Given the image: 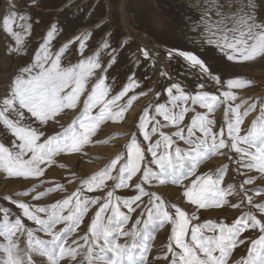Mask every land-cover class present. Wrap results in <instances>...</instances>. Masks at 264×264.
Instances as JSON below:
<instances>
[{
  "label": "rangeland",
  "instance_id": "obj_1",
  "mask_svg": "<svg viewBox=\"0 0 264 264\" xmlns=\"http://www.w3.org/2000/svg\"><path fill=\"white\" fill-rule=\"evenodd\" d=\"M238 2L246 5L253 4L255 9L253 15L258 22L264 21V0H238ZM206 6L205 0H38L37 5H33L32 0H0V111H3L8 106V101L14 98L16 78L22 75L23 68L32 67L35 64V54L47 39V33L53 26L57 31L51 41L52 52L55 53L64 45H68V50L62 57V66H74L79 60L99 53L107 72V82L115 85L117 91L135 73V78L141 84V88L136 91L148 92V95L141 96L133 102L123 120L106 121L101 124L96 133L90 137V142L84 145L81 151L61 152L53 157L51 164L42 165L45 169L44 176L22 178L9 176L0 170V210H9L12 218L22 215L21 210L12 204L9 198L50 208L53 203L67 198L77 190H81L82 195L86 197L100 196L101 203L89 208L79 227L67 222L53 223L47 219V213H39L41 218L46 220L44 227L26 218H23V222L32 230L34 238L44 241L46 247H53L49 243L51 239L49 231H60L61 241L58 243L66 241L70 246H75L72 244L73 241L83 244L84 241L81 238L88 235L92 252L86 253L81 248V255L77 257L78 260L83 258V264H89L90 261L92 264H107L108 260L113 259L114 253L107 250L101 251L98 245L93 246L91 225L96 219V213L101 204L108 199V191H113V203L116 202V197L120 198L121 211L127 213V209L123 207V201L139 194L134 187V184L138 182L139 174L133 177L128 187L114 188L116 181L110 180L103 189L95 192H88L84 182L103 171L116 156H126V146L133 134H137L138 139L142 141V135L137 132V128L143 110L148 107L150 115H154V106L157 103H167L170 99L166 95V88L173 83L179 84L190 95L202 91L197 87L200 83L205 84L203 90L209 91L210 94H219L225 90L218 88L214 81H205L203 76L183 58H168V51L180 50L195 54L205 62L214 75L220 76L225 82L235 78L250 82L247 87L233 90L237 99L232 102V111L228 110L226 103L217 105L212 112H209L206 108L198 104L193 105L189 101L185 105L189 111L180 125L185 132L198 113L204 114L214 121L211 126L212 131L218 133L223 128L226 143H230L227 125L235 122V106L237 104L241 106V113H244L252 104H255L256 108L243 117L241 131L238 134L234 133L243 138L238 143V147L243 149V152L237 153L231 147L222 149L208 160L202 161L195 174L188 173L187 179H184L181 184H173L170 180L164 184L154 181L152 184L145 185V189L159 195L166 205L175 204L185 210L189 216L198 217L197 220L192 221L193 224L203 225L208 221L231 224L249 214H256L259 217L260 213L254 205L264 203V192L257 193L254 189L264 190V180H261L264 174L244 165L253 164L254 157L264 155V136L259 135V128L264 126V119L261 118L264 114V103H261L264 101V57L258 56L252 61L227 60L225 52L217 48L214 43L207 42L203 26L197 27ZM15 13L31 16L30 35L24 37L25 44L22 46L14 45V38L7 31L14 27ZM17 23L22 22L17 21ZM15 30L22 31L20 28ZM78 37L79 40H77ZM103 41H107L111 49L115 51L106 50ZM80 42L85 43L82 54L79 49ZM16 47L20 48L19 52L15 51ZM140 49L148 50L151 58L144 59ZM113 60L115 62L111 63ZM35 71L34 69L33 74ZM162 72L166 75H161ZM97 74H101V70H97ZM95 79V76L91 78V80ZM157 92L160 93L158 99L155 98ZM86 95L87 88L76 109H65L56 118L58 123L50 121L45 126V137L63 134L72 126L73 121L82 116ZM125 100L120 103L123 104ZM179 110V108L175 109L177 112ZM23 111L25 119L22 123L26 126L29 124L35 126L38 123L34 122L35 118L29 119L30 114L26 110ZM96 111L94 110L93 114ZM5 115L10 119H16L15 112L11 109ZM156 119L162 124L168 123L162 116H157ZM161 130L171 135L178 129L169 126ZM197 135L201 134L197 132ZM158 138L157 136L153 139ZM173 139L176 141L173 149L176 146L181 149L188 148L184 141L176 137ZM14 142H18V138L0 118V143L14 151ZM147 143L142 141V146ZM145 155L146 159H151L150 153L146 152ZM71 160H75L74 164L69 163ZM189 167V164L185 162L184 171L188 172ZM201 174L211 175L214 180H222L221 187L228 193L223 206L200 209L183 196L184 187L190 185V181L196 175ZM113 175L116 173L113 172ZM249 176L254 178L255 183L241 188ZM58 185L63 186L64 190L50 192L39 200L32 199L37 193L46 191L48 188H56ZM24 192H28L29 195H20ZM244 192L252 196V205L244 199ZM148 200L149 197L144 196L140 202H137L139 207L134 204L133 207L136 210L129 213L130 219L126 222H121L117 218L109 225V218L113 215L111 208L101 213L99 223L113 229L117 224H122L124 231L129 233L128 236H120L113 231L109 237L113 245L120 243L124 246L132 242L140 245L137 249L126 248V251L132 252V259L124 258L122 264H171V253H168L166 249L172 242L173 225L167 222L163 224L153 222L145 229L146 208L150 206ZM232 205H239V207ZM170 210L174 212V209ZM138 220L140 224L136 223ZM204 231L205 235L214 234L208 230ZM134 232L136 234L132 235ZM262 235L264 233H261L258 228H249L245 231L243 233L245 243L238 244L233 250L228 264H242V262L250 264L257 259L261 246L254 242L258 241ZM188 239H190V233ZM25 240L26 237H20L21 247H24ZM7 242V236L0 235V264L6 262L4 249ZM145 247L148 249L146 253ZM165 256L169 259L166 260ZM34 260L35 264H47L46 258L43 257L35 256ZM62 264L67 262L62 261Z\"/></svg>",
  "mask_w": 264,
  "mask_h": 264
},
{
  "label": "snow or ice",
  "instance_id": "obj_2",
  "mask_svg": "<svg viewBox=\"0 0 264 264\" xmlns=\"http://www.w3.org/2000/svg\"><path fill=\"white\" fill-rule=\"evenodd\" d=\"M32 4L37 5L38 0H32ZM205 4L207 6L202 11L197 27L203 26L209 44L214 43L217 48L225 52L229 61H252L258 56L264 57V21L258 22L253 15L255 10L253 4L246 5L239 3L238 0H225V2L205 0ZM14 16V27L7 31L14 38V45L22 46L25 44L24 37L30 35L31 16L20 13H15ZM17 21L22 23H17ZM15 28H20L22 31H16ZM56 31L55 26L48 31L47 39L35 54V64L21 70L22 75L16 78L14 98L8 101V106L3 111H0V118L18 138V142L13 143L14 151L0 143V170L9 176L22 178L44 176L45 169L42 165L51 164L53 157L61 152L81 151L82 147L90 142V137L96 133L101 124L106 121L123 120L133 102L141 96L148 95V92L136 91L141 88V84L135 78V73L117 91L115 85L107 82V72L99 53L79 60L74 66H62V57L66 54L68 45H64L55 53L52 52L51 41ZM79 39L78 37L77 40ZM103 46L106 50L115 51L111 49L107 41H103ZM79 49L82 54L85 49L84 42L79 43ZM15 51L19 52L20 48L16 47ZM140 53L144 59L151 58L146 49H140ZM167 56L169 59L183 58L203 76L205 81H214L218 88L225 90L219 94H210L209 91L203 90L205 84L200 83L197 87L202 91L190 95L179 84L173 83L166 88V95L170 99L167 103H157L154 106V115H150L148 107L143 110L137 132L142 135V141L148 143L142 146L138 135L133 134L126 146V156H116L103 171L84 182L88 192H95L103 189L110 180L116 181L114 188L128 187L133 177L139 174L138 182L134 184L139 194L123 201V207L127 209V213L121 211L120 198L116 197V202L113 203V191L107 192L108 199L101 204L96 213V219L91 225V236L94 238L92 244L93 246L98 245L101 251L107 250L114 253V258L108 260L107 264H122L124 258L131 260L132 252L126 251V248L137 249L140 245L136 242L124 246L120 243L113 245L109 240L113 231L119 233L120 236H128L129 233L124 231L122 224H117L113 229L99 221L101 213L110 208L113 215L109 218V225L117 218L121 222L129 221V213L136 210L133 205L139 207L137 202L147 196L150 206L146 208L147 220L144 222V228L147 229L153 222L161 224L167 222L173 225L172 242L166 249L168 253H171V264H228L233 250L238 244L245 243V238H243L245 231L249 228H258L261 233H264V203L254 205L260 213L259 217L256 214H249L238 218L231 224L212 221L203 225L193 224L192 221L197 220L198 217L189 216L185 210L175 204L166 205L159 195L146 191L145 185L152 184L154 181L164 184L169 180L173 184H181L184 179H187L188 173L195 174L201 162L208 160L214 153L228 147L237 153L243 152V149L238 147V143L243 138L234 133L238 134L241 131L243 117L255 110V104L248 107L244 113H241L239 104L235 106V122L227 125V136L230 138V143H226L223 128L218 133L212 131L211 126L214 121L204 114L198 113L187 126L186 132L180 125L189 111L185 106L189 101L193 105L198 104L206 108L209 112H212L217 105L226 103L228 110L232 111V102L237 99L233 90L247 87L250 82L239 78L223 81L220 76L212 73L202 59L189 51H168ZM114 62V60L111 61V63ZM34 69L35 74H33ZM97 70H101V74H97ZM161 75H166V73L162 72ZM94 76L96 79L91 80ZM86 88L87 95L83 101L82 116L73 121L72 126L63 134L45 137V126L50 121L58 123L56 118L65 109H76ZM159 96L160 93L157 92L155 98L158 99ZM125 97H127L126 100ZM122 100H125L123 104L120 103ZM176 108L180 110L177 112ZM10 109L15 112L16 119H10L5 115ZM23 110L30 114L29 119L35 118L34 122H38L35 126L31 124L26 126L22 123L25 119ZM94 110H97L95 114H93ZM157 116H162L168 123L162 124L156 119ZM261 118L264 119V114ZM149 125H151L150 128ZM169 126H174L178 130L171 135L161 130ZM197 132L201 135H197ZM259 135L264 136V126L259 128ZM157 136L159 138L154 140L153 138ZM173 137L184 141L188 148L181 149L176 146L173 149L176 143ZM162 144L163 150L161 151ZM146 152L150 153L151 159H146ZM253 159L255 163L244 165V167L255 168L259 173L264 174V155ZM185 162L190 166L188 172L184 171ZM118 164L119 167H117ZM113 172L116 175H113ZM261 180H264V176ZM253 183H255L254 178L249 176L241 188ZM221 184V179L214 180L211 175H196L190 181V185L184 187L183 196L200 209L218 208L223 206L228 195ZM61 190H64L63 186L59 185L56 188H48L34 195L32 199L39 200L50 192ZM254 191L264 192L262 189H254ZM20 195L28 196L29 193L24 192ZM9 199L21 210L22 215L12 218L9 210H0V235L8 238L4 249L5 264H35V256L46 258L47 264H62V261H66L67 264H83V258L78 260L77 257L81 255V248L86 253L92 252L88 235L81 238L84 241L83 244L73 241L72 244L75 246H70L66 241L58 243L61 241L60 231H49L48 234L51 237L49 243L53 247H46L44 241L34 238L32 230L24 225L23 218L44 227L46 220L41 218L39 213H47V219L53 223L67 222L79 227L89 208L101 203L100 196L86 197L82 195L81 190H77L67 198L53 203L50 208ZM244 199L249 205L253 204V198L247 192H244ZM232 206L239 207V205ZM170 209H174V212ZM136 223L140 224V221ZM204 230L214 234L205 235ZM189 233L190 239H188ZM135 234V232L132 233V235ZM20 237H26L24 247H21ZM254 243L261 246L260 255L250 264H264V235ZM147 251L145 247L144 252ZM165 259L169 257L165 256ZM89 264L92 262L90 261Z\"/></svg>",
  "mask_w": 264,
  "mask_h": 264
},
{
  "label": "bare ground",
  "instance_id": "obj_3",
  "mask_svg": "<svg viewBox=\"0 0 264 264\" xmlns=\"http://www.w3.org/2000/svg\"><path fill=\"white\" fill-rule=\"evenodd\" d=\"M74 161H75V160H71V162H69V163H70V164H74ZM88 170H89V169H88ZM18 187H19V186H18ZM18 187H17V188H18ZM17 188H16V189H17Z\"/></svg>",
  "mask_w": 264,
  "mask_h": 264
}]
</instances>
